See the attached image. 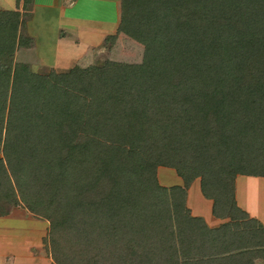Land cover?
Listing matches in <instances>:
<instances>
[{"label":"trees","instance_id":"16d2710c","mask_svg":"<svg viewBox=\"0 0 264 264\" xmlns=\"http://www.w3.org/2000/svg\"><path fill=\"white\" fill-rule=\"evenodd\" d=\"M19 1L0 9V215L46 219L53 264H233L245 238L263 246L234 179L264 177V0H121L141 62L48 74L2 61L30 42ZM196 178L222 238L186 205Z\"/></svg>","mask_w":264,"mask_h":264},{"label":"crops","instance_id":"0c3cea01","mask_svg":"<svg viewBox=\"0 0 264 264\" xmlns=\"http://www.w3.org/2000/svg\"><path fill=\"white\" fill-rule=\"evenodd\" d=\"M15 7V0H0V9H15ZM18 10L24 17L21 27L23 37L30 40L29 45L23 48L26 47L28 50L33 48V53L38 59L35 60L33 55L34 58H30L31 64L28 65L40 74H48L50 71L68 72L75 66L88 68L94 50L97 48L100 50L107 38L120 35L118 26L121 17V0H20ZM17 47L20 46L17 45L16 50ZM162 169L164 167H158L157 177L159 178L161 173L163 180L169 179L166 181V186L183 184L182 179L173 169L167 168L171 172ZM192 194L197 197L195 200L192 199ZM234 197L238 207L246 212L249 218L255 219L258 228L264 232V177L237 174L234 179ZM186 204L189 207L193 205L191 215L201 217L207 227L214 231L212 233L222 238V232L219 233L218 230L222 225L230 222V219L212 214V201L202 195L199 178L194 179L186 189ZM15 212H21L24 216L26 209L11 206L8 213L0 215V264H50L49 260L38 254L32 252L31 255L29 246L36 244L32 239L28 240V245L19 241L18 251H14L16 247L12 245L14 241L8 240L14 225L22 226L27 233H31V226L24 224V220L15 221ZM40 224L34 227L39 230ZM44 225L41 227L44 228ZM31 236L30 234L29 238ZM248 238L240 241L243 243L242 248L236 247L223 255L245 254L244 258L236 260L233 264H264V242L263 246L246 245L245 241H250ZM228 241L232 240L228 239ZM251 241H254V238L251 237ZM233 243L237 244V242ZM24 246L26 247L23 248Z\"/></svg>","mask_w":264,"mask_h":264},{"label":"rangeland","instance_id":"374dc122","mask_svg":"<svg viewBox=\"0 0 264 264\" xmlns=\"http://www.w3.org/2000/svg\"><path fill=\"white\" fill-rule=\"evenodd\" d=\"M27 15V14H26ZM21 18L24 19V17H22V13H21ZM19 35L20 36H24L23 35V31L22 29L19 31ZM118 38V39H117ZM16 52H14V56L13 57H5L2 59V61L5 64L8 65H13L15 63H23L26 64L27 66L28 63L31 64V60L30 58H34L35 54L33 53V48L30 50L23 48V46L17 47V50L15 49ZM36 53V51H34ZM34 55V56H33ZM142 55H143V49L142 46L139 43H136L134 41H132V39L128 38L127 36L123 35L122 33H120L119 37H109L105 40L104 45L102 48H100V50L97 48L94 50V54L93 57L90 58V65H101L102 63H104L106 60L109 61H114V62H122V63H140L142 60ZM35 60H38L35 56L34 58ZM33 67L35 65H32ZM30 67V66H29ZM33 70V69H31ZM34 72H36V70H33ZM40 74V73H39ZM0 156H1V152H0ZM159 167V166H158ZM157 167V170H158ZM162 170H168L167 168L164 167V169ZM169 171V170H168ZM171 172V171H169ZM156 174L158 175V171L156 172ZM159 178L157 177V180L159 182V184L166 186L167 185V180L169 179H162L161 178V173H159ZM161 179V181L159 180ZM162 181H164L165 183H163ZM193 197L192 199L195 200V198H197L196 196H194V194H192ZM187 205V204H186ZM13 207H20L23 209H26L23 205H15ZM187 207L190 210V213L192 210L193 205H191V207H189L187 205ZM11 208V207H9ZM15 221H23L24 220V224L31 226V233H27V231H25L22 226L18 227L14 225V228L12 230V232H10V238L8 240H12L14 241V244H12L13 246H16L14 248V251H18V245L19 241H21L24 244H29L28 240H31L33 242L36 241V244L33 246H29L30 251H31V255L32 252L33 254H38L39 256H42V258H45V260H49L50 264H53V260L50 257V253H49V247L47 244V236H48V221L46 219L43 218H39L34 216L32 213H30L27 209H26V214L24 216H22L21 212H15ZM25 217V218H24ZM40 224L39 226V230L36 229V227H34L36 224ZM44 225V228L41 227V225ZM30 227H27V229H29ZM26 229V227H25ZM33 229V230H32ZM36 229V230H35ZM30 234L32 235L31 238ZM34 246H36V249ZM26 246H24L23 248H25Z\"/></svg>","mask_w":264,"mask_h":264}]
</instances>
